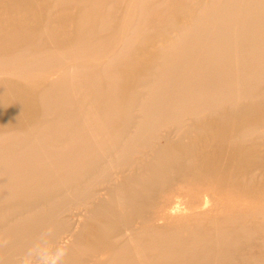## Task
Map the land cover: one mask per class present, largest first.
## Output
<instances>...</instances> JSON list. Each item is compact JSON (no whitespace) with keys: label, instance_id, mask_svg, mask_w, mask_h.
<instances>
[{"label":"bare ground","instance_id":"6f19581e","mask_svg":"<svg viewBox=\"0 0 264 264\" xmlns=\"http://www.w3.org/2000/svg\"><path fill=\"white\" fill-rule=\"evenodd\" d=\"M53 260L264 264V0H0V264Z\"/></svg>","mask_w":264,"mask_h":264},{"label":"clouds","instance_id":"9594fccd","mask_svg":"<svg viewBox=\"0 0 264 264\" xmlns=\"http://www.w3.org/2000/svg\"><path fill=\"white\" fill-rule=\"evenodd\" d=\"M63 255H64V252L62 250L58 251L57 254H56V259L58 260ZM52 264H56V261L53 260Z\"/></svg>","mask_w":264,"mask_h":264}]
</instances>
